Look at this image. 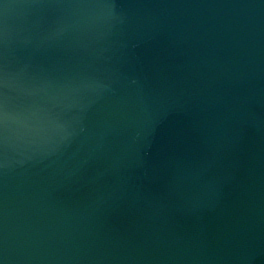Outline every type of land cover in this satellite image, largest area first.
I'll list each match as a JSON object with an SVG mask.
<instances>
[{
  "label": "water",
  "instance_id": "1",
  "mask_svg": "<svg viewBox=\"0 0 264 264\" xmlns=\"http://www.w3.org/2000/svg\"><path fill=\"white\" fill-rule=\"evenodd\" d=\"M0 264H264V0H0Z\"/></svg>",
  "mask_w": 264,
  "mask_h": 264
}]
</instances>
